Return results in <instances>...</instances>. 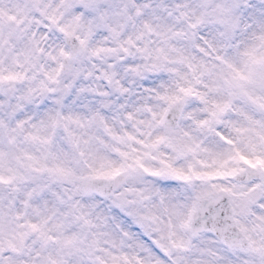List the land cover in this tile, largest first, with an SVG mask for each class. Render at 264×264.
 <instances>
[{"label": "clouds", "instance_id": "9594fccd", "mask_svg": "<svg viewBox=\"0 0 264 264\" xmlns=\"http://www.w3.org/2000/svg\"><path fill=\"white\" fill-rule=\"evenodd\" d=\"M0 264H264V0H0Z\"/></svg>", "mask_w": 264, "mask_h": 264}]
</instances>
